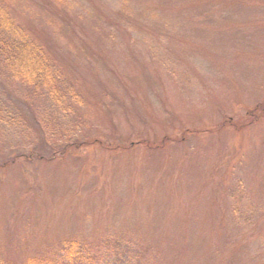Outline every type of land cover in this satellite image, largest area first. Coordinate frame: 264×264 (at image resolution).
I'll use <instances>...</instances> for the list:
<instances>
[{
    "label": "rangeland",
    "instance_id": "obj_1",
    "mask_svg": "<svg viewBox=\"0 0 264 264\" xmlns=\"http://www.w3.org/2000/svg\"><path fill=\"white\" fill-rule=\"evenodd\" d=\"M40 1L2 3L75 89L13 81L0 159L83 144L0 167V263L264 264V0Z\"/></svg>",
    "mask_w": 264,
    "mask_h": 264
},
{
    "label": "trees",
    "instance_id": "obj_2",
    "mask_svg": "<svg viewBox=\"0 0 264 264\" xmlns=\"http://www.w3.org/2000/svg\"><path fill=\"white\" fill-rule=\"evenodd\" d=\"M2 1L0 2V122L17 119L23 123L20 115L6 119L7 114L1 110L2 106L5 105H7L6 109L11 112L15 111L14 106L18 107L19 112L21 111V106H25L27 109L30 108L27 101H18L12 86L13 81L17 84H26V89L32 86L35 92L43 97H47L50 92L55 93L56 98L59 97V100L62 97H68L70 95L69 91L75 88L74 83H68V87L66 86L63 68L55 58V54L45 46L42 38L37 35L33 36L26 29H19L15 25L10 12L3 8ZM33 2L32 5H36ZM43 4L47 6L46 3L43 2ZM42 92H46V94ZM73 135L72 128H68L59 133L61 138H51V140L56 141H50L47 147L44 146L39 148V150L38 148L36 150L31 148L27 154L26 152H21V150L28 147L23 146L25 148L22 149H19L18 146L9 148L6 158L0 159V167H5L7 163L13 164L22 159L32 160L33 156L42 161L46 159L50 161L62 157L83 144V142L72 143L74 142ZM91 140L94 141L93 139ZM119 148L123 150L126 147L121 145L120 142L112 146L114 150ZM84 245L76 241H66L58 252L59 255H55L54 261L45 259L44 262L45 264H86L85 261L89 257L86 256V253L90 250ZM63 251L64 254L62 253ZM30 263L42 264V261L35 262L31 260Z\"/></svg>",
    "mask_w": 264,
    "mask_h": 264
}]
</instances>
